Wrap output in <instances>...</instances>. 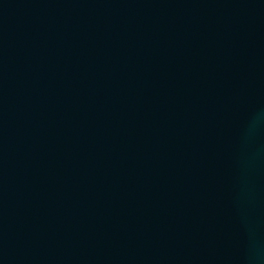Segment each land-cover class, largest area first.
Segmentation results:
<instances>
[{
	"label": "water",
	"instance_id": "obj_1",
	"mask_svg": "<svg viewBox=\"0 0 264 264\" xmlns=\"http://www.w3.org/2000/svg\"><path fill=\"white\" fill-rule=\"evenodd\" d=\"M0 264H264V0H0Z\"/></svg>",
	"mask_w": 264,
	"mask_h": 264
}]
</instances>
